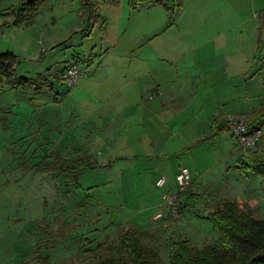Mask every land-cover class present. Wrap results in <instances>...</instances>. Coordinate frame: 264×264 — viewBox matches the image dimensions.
I'll return each instance as SVG.
<instances>
[{"label":"rangeland","instance_id":"rangeland-1","mask_svg":"<svg viewBox=\"0 0 264 264\" xmlns=\"http://www.w3.org/2000/svg\"><path fill=\"white\" fill-rule=\"evenodd\" d=\"M158 1L138 0L132 8H150ZM99 2L105 21L122 12L121 17L126 16L129 0H119L116 5ZM162 3L170 8L164 11L170 22L163 34L139 45L144 48L142 54L147 53L150 67L154 64L163 69L150 79L159 81L166 92L170 90L164 94L165 101L176 92V109H169L166 115L171 117L174 110L179 115V144L187 149L176 158L188 169L197 198L179 221H157L156 233L145 234L141 243L163 264H174L168 247L171 240L188 239L195 249L217 245L219 234L206 220L214 201L247 202L255 217H264V179L238 171L235 165L240 154L230 132L222 131L210 140L209 122L205 124L211 114L248 115L264 105V69L259 61L264 56V0ZM18 6L19 0H0V54L16 56L13 77L6 81L0 73V264H37L39 256L47 258L48 264H97L88 258L87 250L114 242L117 228L129 227V223L123 225L124 219L150 209L147 195L150 193L154 204L161 191L155 181L162 175L174 190L173 165L167 162L158 172L147 174V160L141 154L153 150L138 145L141 138L135 131L141 130L134 127L127 166H135L130 171L115 162L93 170L81 167L76 185L68 173L43 170L42 139L27 124L29 113L15 114L17 103L35 98V91L45 83L53 84L52 93L69 96L71 92L55 75L76 62L83 70L80 78L89 76L86 71L95 70L101 61L97 59L103 30L98 22L89 32L85 30L86 22L76 13L80 0H48L28 26L13 25L12 16L4 15V10ZM136 39L132 36L122 42L131 45ZM84 58L93 62H84ZM38 75L40 82H36ZM20 78L30 81L20 84ZM44 93L50 92L44 89ZM77 156L71 153L63 158Z\"/></svg>","mask_w":264,"mask_h":264},{"label":"crops","instance_id":"crops-1","mask_svg":"<svg viewBox=\"0 0 264 264\" xmlns=\"http://www.w3.org/2000/svg\"><path fill=\"white\" fill-rule=\"evenodd\" d=\"M100 3L98 2V20L104 17L100 15V5H102ZM127 6L129 11V14L127 11L125 16L128 17L127 20L121 17L124 14L122 12L120 16L112 15L108 22L105 17L106 25L100 26L103 35L101 54L97 60L101 59V61L95 70L86 71L89 76L80 78L73 88H68L60 82L71 92L69 96H61L59 91L52 93L50 90L54 89L53 84H40L42 87L35 91V98L17 103L15 114L29 113L31 115L27 124H32V128L28 127V130L33 129L35 137H41L42 142L39 147L46 155L52 152L58 153L61 157L71 153L78 156L90 155L91 162L96 164L94 169L106 167L113 162L119 167L123 166L121 168L126 167L129 171L131 169L128 168H134L135 165L127 166L130 163L128 153L130 146L128 145L133 140V128L141 130L135 131L142 141L138 145L142 146V149L146 147L153 150L152 152L145 150L141 154L143 159L147 160L144 170L150 174L153 170H161L164 164L169 162L173 165L174 190L167 183V177L162 175L160 178L165 180L162 186L156 185L159 179L155 181V187L161 189L156 194L155 203L152 204L154 200L148 193L147 203L151 204L150 209H142L139 213H134L128 219H124L123 225L129 223L127 228L139 229L142 233L153 235L160 227V223L152 218L153 208L161 204L166 193L176 191L175 175L181 166L184 167L176 156L182 149L187 148H181L179 144L181 141L176 124L179 125L180 121L177 119L180 118L176 110L171 113V117L166 115L169 109H176L177 98L174 95L176 92L172 93V98L165 101L164 94L170 90L166 92L159 81L150 79L159 72H163V69L154 64L150 67L147 53L142 54L144 48L139 45L143 41L147 43L156 39L167 26V22H170L165 16V7L158 3L141 10L138 8L134 10L135 7L132 8L134 5L131 6L129 3ZM173 22L176 26V14ZM133 26L135 32H133ZM132 36L137 37L134 44H123V39ZM157 49L159 50V43ZM156 52H153V56H156ZM0 73L7 81L6 75L1 71ZM36 77V82L41 81V76ZM44 89L50 93H44ZM147 95H150V98ZM15 114L13 115L16 116ZM223 116L247 117L248 115L224 114ZM215 117V114H211L205 124L209 122L210 127ZM140 152L136 155L139 156ZM137 162L136 159L135 163ZM191 186L192 183L190 188ZM120 229L124 228H117L115 236ZM106 238L107 236L101 242H104Z\"/></svg>","mask_w":264,"mask_h":264},{"label":"trees","instance_id":"trees-1","mask_svg":"<svg viewBox=\"0 0 264 264\" xmlns=\"http://www.w3.org/2000/svg\"><path fill=\"white\" fill-rule=\"evenodd\" d=\"M48 0H19V6L4 10V15L12 16L13 25L28 26L38 15L40 7ZM116 5L119 0H80L81 8L77 11L79 20L86 22L85 30L89 32L98 22L101 27L105 20H98V2ZM178 3L182 0H173ZM138 0H129L131 6ZM163 5L167 11L170 8ZM15 56L11 52L0 54V71L11 79L14 75ZM80 60V59H79ZM88 62L90 60L83 59ZM264 69V56L259 60ZM76 63V62H75ZM30 79L20 78L19 83H29ZM14 83L13 80L10 83ZM15 84V83H14ZM245 121L251 130H259L260 137L254 149L249 154H240L235 168L243 174H252L264 179V105L250 112ZM212 140L222 131H229L227 116H216L210 124ZM231 134V133H230ZM43 170L68 173L78 185L79 171L84 167L93 170L96 164L90 160V155L81 154L73 159L61 157L52 152L42 158ZM195 195L190 185L178 196L179 209L184 210L194 205ZM233 199H218L210 204L206 220L219 234L217 245H209L201 249L191 246L188 239L171 240L168 243L169 253L174 264H264V217L257 218L248 207ZM157 222V221H155ZM162 222V221H158ZM145 235L135 228L120 229L114 242L107 241L88 249V258L97 260V264H163L156 254L150 255L142 246L141 239ZM87 244H90L88 242ZM37 264H48L47 258L37 257Z\"/></svg>","mask_w":264,"mask_h":264},{"label":"built area","instance_id":"built-area-1","mask_svg":"<svg viewBox=\"0 0 264 264\" xmlns=\"http://www.w3.org/2000/svg\"><path fill=\"white\" fill-rule=\"evenodd\" d=\"M83 70L76 63L63 67L56 76L57 80L68 88H73L80 79ZM227 121L235 147L239 154H246L254 149L259 137V130H251L244 117L228 116ZM164 178H160L156 185L164 184ZM176 191L166 193L161 204L155 209L152 218L154 221L175 222L179 221L183 213L179 209L178 196L190 185V174L186 167H181L175 175Z\"/></svg>","mask_w":264,"mask_h":264}]
</instances>
